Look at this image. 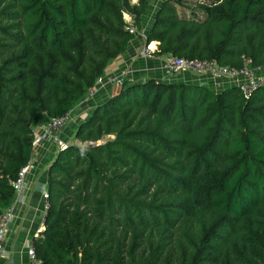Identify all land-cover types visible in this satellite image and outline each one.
Listing matches in <instances>:
<instances>
[{"label": "trees", "instance_id": "trees-1", "mask_svg": "<svg viewBox=\"0 0 264 264\" xmlns=\"http://www.w3.org/2000/svg\"><path fill=\"white\" fill-rule=\"evenodd\" d=\"M194 2L161 3L146 32L158 58L264 68V0ZM150 3L0 0V215L34 129L75 109L127 53L125 16L140 22ZM75 139L49 168L41 264H264V85L245 97L127 81Z\"/></svg>", "mask_w": 264, "mask_h": 264}, {"label": "crops", "instance_id": "crops-1", "mask_svg": "<svg viewBox=\"0 0 264 264\" xmlns=\"http://www.w3.org/2000/svg\"><path fill=\"white\" fill-rule=\"evenodd\" d=\"M136 2L137 0H131L132 4L136 5ZM160 5L161 3H159V1L155 0L154 2L151 0L145 15H143L142 21L137 25V34L134 35L127 53L120 57L113 67L110 66L108 72L115 73L124 67H129L131 70L129 81L139 82L149 79H159L164 82L173 83L181 81V78L194 80L200 77L202 78L200 79V84H205L216 92L234 86L236 82L232 80L224 79L221 81H214L210 77L195 76L190 73H186L188 76L179 78V76L184 74L183 73L177 77L175 76L172 80H167L161 68L160 58L147 61L140 57V51L144 46V39L141 35L146 34L151 28ZM158 46L159 44L156 42H153L151 45L154 50H157ZM114 90V88L106 84L100 86L96 96L98 104L109 99ZM107 94H109V96ZM92 101L84 107H77L75 109V121L73 120V122L70 123L75 124L71 125V127H69V124L59 135L61 141L65 142V140L75 136L73 128L81 119V115L84 113L86 117L90 115L91 110L94 108ZM97 102L95 105H97ZM59 152V147L52 141H47L35 148L33 156L35 169L27 175L25 189L14 208V221L4 241L0 264H32L28 250L31 245H36L35 241L42 235L46 228L44 196L48 193L49 168L57 158Z\"/></svg>", "mask_w": 264, "mask_h": 264}, {"label": "built area", "instance_id": "built-area-1", "mask_svg": "<svg viewBox=\"0 0 264 264\" xmlns=\"http://www.w3.org/2000/svg\"><path fill=\"white\" fill-rule=\"evenodd\" d=\"M126 16H128L130 19L129 21L126 20L131 26L129 33L131 35L137 34V31H135L133 23L131 21V19H133V15L127 14ZM141 36L144 39V46L140 51V57L145 60L157 59L158 57L155 55L156 50L151 47L152 43L148 44L146 42V34H142ZM161 68L167 80L173 79L175 75L190 73L195 76H207L214 81H221L224 79L235 81L236 84L232 87H239L245 97H249L254 93V91L264 85V73L261 71L259 72V70L256 68H253L251 66L250 60L246 61L245 65H243L242 67H230L221 66L216 61L205 59L203 60L170 57L161 59ZM130 76L131 70L129 67H124L115 73H106V75L100 77L97 80L95 87L88 91L84 98L79 102L77 107L79 108L86 106L96 97L99 87L105 84L111 86L117 91L120 90L127 83V81H129ZM75 109L68 111L60 117L52 119L45 125L37 126L34 129V148L42 145L47 141H52L59 147L60 152L67 150L69 145L64 141H61L59 135L71 122H73ZM33 156L34 153L29 163L21 170L18 180L14 183V187L16 190V198L14 203L10 206V208L5 210L0 215V260L2 258L6 235L12 222L14 221V208L17 202L20 200V197L22 196L25 189L27 175L33 169H35ZM49 207V194L47 193L44 196L45 217L47 215ZM28 254L31 258L32 264H41V261L37 256L36 245L33 244L31 245V247H29Z\"/></svg>", "mask_w": 264, "mask_h": 264}, {"label": "rangeland", "instance_id": "rangeland-1", "mask_svg": "<svg viewBox=\"0 0 264 264\" xmlns=\"http://www.w3.org/2000/svg\"><path fill=\"white\" fill-rule=\"evenodd\" d=\"M154 2H155V0H153ZM156 1H159V3H163L165 0H156ZM185 2L186 3H195L194 2V0H185ZM136 3H139V0H137V2ZM158 3V2H157ZM133 5V4H132ZM130 12V11H129ZM133 15V14H132ZM145 15V14H144ZM125 18H126V20H130L129 19V17L128 16H125ZM142 19H143V17H142ZM142 19H141V21H142ZM131 21H132V23H133V27H134V29H135V31H136V29H137V25H138V21H137V17L135 16V15H133V19H131ZM140 21V22H141ZM136 35V34H135ZM147 61H149V60H147ZM115 62H117V60L115 61ZM115 62L111 65L112 67L115 65ZM256 69H258L259 70V72L261 71V72H264V68H256ZM115 70V69H114ZM263 74V73H262ZM176 77L177 76H179V75H175ZM184 76H188V74L186 75V74H183V75H181V76H179V78H181V77H184ZM202 77H205V76H202ZM206 78H208V77H206ZM199 80V81H197V80ZM196 79H186V78H181V81H178V82H173V83H188V84H200V79H202V78H200V77H197ZM172 80V79H171ZM117 92V90H114L112 93L114 94V93H116ZM108 96H109V94H107ZM97 96V95H96ZM96 97L93 99V101H92V103H93V107L95 108L97 105H99L98 104V102H97V105H95L96 104ZM102 103V102H101ZM93 108V109H94ZM93 109L91 110V112H90V115L92 114V112H93ZM89 115V116H90ZM89 116H87L86 117V114L84 113L83 115H81L80 116V120H79V122L75 125V127L73 128V130L75 131V135H76V132H77V130H78V126H79V124L82 122V121H84V120H86V119H88L89 118ZM86 117V118H85ZM74 121H75V116H74ZM73 124H75V123H73ZM73 124H70L69 125V127H71V125H73ZM68 127V126H67ZM106 139H113V137H108V138H106ZM71 140V141H70ZM105 140V139H104ZM65 143H67L69 146H71V145H78L79 143H78V141L75 139V136L74 137H71V138H69L68 140H65ZM85 145H87V143L85 144Z\"/></svg>", "mask_w": 264, "mask_h": 264}]
</instances>
